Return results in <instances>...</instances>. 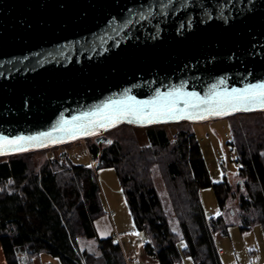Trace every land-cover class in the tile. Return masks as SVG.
<instances>
[{"label": "water", "instance_id": "95a60500", "mask_svg": "<svg viewBox=\"0 0 264 264\" xmlns=\"http://www.w3.org/2000/svg\"><path fill=\"white\" fill-rule=\"evenodd\" d=\"M258 84H264V0H0V137L52 133L44 146L25 142V151L0 156L90 136L101 144L109 140L103 133L120 124L262 111L251 105L151 123L129 117L75 137L60 130L109 101L150 100L174 89L204 98Z\"/></svg>", "mask_w": 264, "mask_h": 264}, {"label": "trees", "instance_id": "16d2710c", "mask_svg": "<svg viewBox=\"0 0 264 264\" xmlns=\"http://www.w3.org/2000/svg\"><path fill=\"white\" fill-rule=\"evenodd\" d=\"M218 119H227L228 145L236 152L239 228L258 223L264 235V112ZM191 123L120 124L105 131L111 143L90 142L87 151L96 160L94 167L75 163L67 150L54 153L51 147L1 156L0 247L5 263L30 264L33 257L47 254L59 264H127L112 236H86L105 213L97 170L112 167L135 225L145 233L148 256L158 264H180V236L183 253L194 264H217L219 253L207 232L219 228L220 216L203 219L200 190L213 187L220 206L235 192L226 182L211 181ZM154 166L179 233L171 228L153 184Z\"/></svg>", "mask_w": 264, "mask_h": 264}, {"label": "rangeland", "instance_id": "374dc122", "mask_svg": "<svg viewBox=\"0 0 264 264\" xmlns=\"http://www.w3.org/2000/svg\"><path fill=\"white\" fill-rule=\"evenodd\" d=\"M211 120L195 121L190 124V127L198 141L211 181L215 184L226 182L230 187V191L235 192V195L228 194L224 203L220 206L213 187H206L200 190L199 210L203 219L207 220L212 216H220V222L217 224L219 228L216 231L209 230L207 232V239L212 241L216 252L219 249L222 250V253L215 254V261L217 264H264V235L261 226L255 223L249 229L241 230L239 228L241 222L238 216L239 191L236 187L239 181L237 178L238 164L236 162L235 149L228 145L231 135L227 119L217 118L216 120ZM234 120V118L231 119V121ZM103 134L105 135L106 133L104 132ZM91 141H94V136L78 138L50 147L54 148V153L65 149L73 162L94 167L96 160H93L87 151ZM108 143L103 142L102 145ZM97 179L105 210V213L95 219L93 223L94 227L99 230L97 232L98 235L100 237L112 236L117 242L119 239L126 241L127 249L141 247L145 233L138 230L133 222L128 204L121 193L115 169L112 167L98 169ZM152 181L165 213L169 218L171 228L179 233V228L173 217L166 194L164 181L155 166L152 168ZM129 228L133 229L135 234L118 239L117 231ZM203 231L205 230L203 229ZM131 232L125 233L129 234ZM177 248L180 253V264H194L191 257L183 253L184 241L180 236L177 239ZM132 256H135V254H132ZM133 264L158 263L155 260L145 261L136 257Z\"/></svg>", "mask_w": 264, "mask_h": 264}, {"label": "snow or ice", "instance_id": "6c2138e0", "mask_svg": "<svg viewBox=\"0 0 264 264\" xmlns=\"http://www.w3.org/2000/svg\"><path fill=\"white\" fill-rule=\"evenodd\" d=\"M181 103L183 107H180ZM251 105L264 108V84L215 92L204 98L195 92L188 93L174 89L170 92H158L150 100H136L135 97H127L121 101L106 102L98 112L84 113L81 116L73 117V121L79 123L74 124L71 128L65 127L60 130L75 137L77 132L85 135L93 134V130L96 128L106 129L129 117H134L138 121L147 120L149 123L163 118L192 119L197 117L205 119L203 112L213 115H226L229 111L249 110ZM90 116L94 118L89 119ZM64 123L68 124L67 121ZM55 130L53 129V131ZM50 139H52L51 132L39 133L29 137H16L11 140L7 137H0V152L6 149L25 151V142H38L40 146H44L45 140ZM109 143L111 142L109 141Z\"/></svg>", "mask_w": 264, "mask_h": 264}, {"label": "crops", "instance_id": "0c3cea01", "mask_svg": "<svg viewBox=\"0 0 264 264\" xmlns=\"http://www.w3.org/2000/svg\"><path fill=\"white\" fill-rule=\"evenodd\" d=\"M105 205L107 206L106 204V201H105ZM133 222L135 224V220L133 219ZM99 230H97V228L94 227V225L92 226V232L91 233H86V236L88 237H91L94 235V233H96L98 235V232ZM129 231H132L131 233L127 234L125 232H129ZM135 234V231L131 228L129 229H126V230H123V231H117V236H118V239L119 238H124V237H127L129 235H133ZM99 236V235H98ZM100 237V236H99ZM103 237V236H102ZM105 237V236H104ZM118 243L120 244L121 248H122V251H123V254L126 257H133L134 258V261H135V258H141L142 260H145V261H151V260H155L153 257L151 256H148L144 250H143V245L141 247H134V249H127L126 248V241L124 242L123 240L119 239L118 240ZM218 253H222V250L219 249L218 250ZM132 254H135V256H132ZM156 261V260H155ZM134 263V262H133ZM0 264H6L5 263V259H4V256H3V253H2V250H1V247H0ZM30 264H59L57 262L56 259L54 258H51L49 255L47 254H40L36 257H33L31 259V263Z\"/></svg>", "mask_w": 264, "mask_h": 264}, {"label": "built area", "instance_id": "2783aa9c", "mask_svg": "<svg viewBox=\"0 0 264 264\" xmlns=\"http://www.w3.org/2000/svg\"><path fill=\"white\" fill-rule=\"evenodd\" d=\"M125 260H126V263L127 264H133V262H134V258L133 257H130V256L129 257H126Z\"/></svg>", "mask_w": 264, "mask_h": 264}]
</instances>
